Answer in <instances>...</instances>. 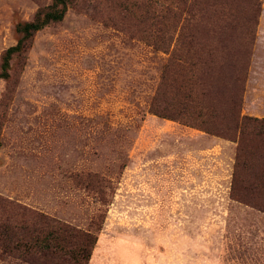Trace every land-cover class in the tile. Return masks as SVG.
Masks as SVG:
<instances>
[{
  "label": "rangeland",
  "instance_id": "1",
  "mask_svg": "<svg viewBox=\"0 0 264 264\" xmlns=\"http://www.w3.org/2000/svg\"><path fill=\"white\" fill-rule=\"evenodd\" d=\"M257 1L242 115L264 118ZM51 2L0 0V64ZM141 2L75 0L0 80V222L17 214L2 200L83 230L102 215L89 264H264V212L231 197L237 144L150 112L170 54L151 45ZM0 264L31 263L0 248Z\"/></svg>",
  "mask_w": 264,
  "mask_h": 264
},
{
  "label": "trees",
  "instance_id": "2",
  "mask_svg": "<svg viewBox=\"0 0 264 264\" xmlns=\"http://www.w3.org/2000/svg\"><path fill=\"white\" fill-rule=\"evenodd\" d=\"M74 1L52 0L31 21L17 25V44L1 57L0 80L11 78L12 62L27 57L40 31L63 22ZM136 9L154 32L151 45L170 54L150 112L236 143L231 197L264 212V118L242 115L259 2L142 0ZM1 131L0 123V152ZM83 179L87 189L103 195L107 181L100 174L86 173ZM1 205L17 213L0 222L4 251L31 264L90 263L104 216L83 230L12 202L2 200Z\"/></svg>",
  "mask_w": 264,
  "mask_h": 264
}]
</instances>
